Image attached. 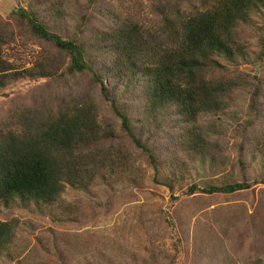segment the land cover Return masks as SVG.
<instances>
[{"label":"trees","instance_id":"1","mask_svg":"<svg viewBox=\"0 0 264 264\" xmlns=\"http://www.w3.org/2000/svg\"><path fill=\"white\" fill-rule=\"evenodd\" d=\"M48 1L53 15L37 10L41 0H23L25 6L10 15L14 26L0 24V85L18 71L3 57L4 47L14 43L17 35L42 47V54L22 73L32 79H51L58 89L0 121V204L19 198L24 204L55 208L76 219L84 215L79 207L108 211L113 197L93 207L76 200L78 206L69 208L63 201L67 188L88 191L143 181L141 163L136 165L127 149L112 147L113 129L99 124L102 102L110 105L118 120L121 138L146 156L155 178L160 174L158 162L167 164V181L161 185L169 191H174L175 181L183 185L190 167L200 163L206 165L208 179L203 187L192 184L189 196H230L251 189L243 157L261 158L264 167V132L254 133L264 119V79L242 77L232 64L249 50L237 34L240 26L254 31L260 43L257 60H264V0H148L152 25L142 24L130 13L106 10L93 32L87 8L77 7L71 32L63 27L61 3ZM94 1L87 0L88 8L94 7ZM106 53L115 59L104 72ZM84 75L99 90L102 102L91 89L69 93L70 79ZM108 77L137 95L121 104L116 87L110 98L103 83ZM239 85L248 87L245 120L230 114ZM139 103L142 117L135 121L129 107L137 110ZM227 117L233 119L237 138L233 160L227 155L226 134L219 131L221 136L216 137L212 130ZM160 135L171 138V145L162 150L156 141ZM16 227L14 221L0 222V256L14 243ZM88 241L74 249L81 251L90 245Z\"/></svg>","mask_w":264,"mask_h":264},{"label":"rangeland","instance_id":"2","mask_svg":"<svg viewBox=\"0 0 264 264\" xmlns=\"http://www.w3.org/2000/svg\"><path fill=\"white\" fill-rule=\"evenodd\" d=\"M53 2L61 3L63 27H68L71 32L78 19V6L87 8L91 14V32L98 30L106 10L117 14L130 13L142 24L153 23L148 0H95L92 8H88L87 0ZM41 3L37 10H45L49 16L54 14L49 12L48 0H41ZM20 6H25L23 0H0V24L14 26L10 15ZM237 34L249 50L237 58L233 68H238L242 77L258 75L264 79V58L263 61L257 60L260 43L256 34L247 26H240ZM88 37L84 39L91 38L90 35ZM40 54L42 47L39 43L23 36L16 35L15 42L4 47V59L16 66L18 71L5 85H0V121L4 122V118L19 107L58 92L51 79H32L21 71L31 67ZM113 59L114 54H105L104 72ZM90 81L85 75L70 79L69 93L91 89L102 102L99 90L92 88ZM103 83L110 98L117 87L121 104L126 105L137 95L136 92L129 93L125 86L117 85L111 77L105 78ZM142 86L138 85L141 89ZM247 88L239 85L234 93L230 114L238 120L247 119ZM102 103L97 116L101 126L109 124L113 129L114 139L109 143L114 148H125L133 154L136 165L141 163L144 180H139L136 185L125 182L93 187L88 191L67 188L63 201L69 208L78 206L75 205L76 200H85L93 207L113 197L108 211L97 210V207L93 211L89 206L79 207V212L83 211L84 215L76 219H70L68 213L61 214L55 208L49 209L32 202L24 204L19 198L0 204V222L14 221L17 225L16 239L9 251L0 256V264H245L259 258L264 261V167L261 158L247 154L243 157L247 178L252 185L246 192L230 196L199 193L189 196L188 189L192 184L203 187L204 180L208 179L204 169L206 165L201 163L190 167L188 180L183 185L175 181L174 191H169L161 185L167 181V164L158 162L160 174L155 178L146 156L142 157V153L135 151L129 141L121 138L119 122L114 118L110 105ZM140 104L137 110L132 105L129 107L135 121L142 117ZM226 119L212 130L216 137L221 136L219 131L226 134L223 139L229 143L225 146L227 155L233 160L237 155L234 149L237 138L233 136L235 125L232 118ZM204 126H207L206 122ZM263 132L264 119L254 127L255 135ZM156 141L160 150L171 145L170 136L160 135ZM187 166H190L189 162ZM145 225L150 229H145ZM86 240H89L88 247L81 251L79 247L74 249L77 243Z\"/></svg>","mask_w":264,"mask_h":264}]
</instances>
